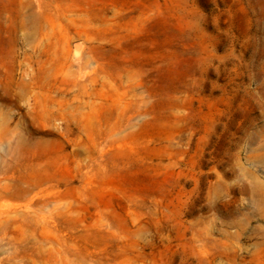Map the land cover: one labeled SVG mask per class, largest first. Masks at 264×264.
I'll list each match as a JSON object with an SVG mask.
<instances>
[{"label": "rangeland", "instance_id": "obj_1", "mask_svg": "<svg viewBox=\"0 0 264 264\" xmlns=\"http://www.w3.org/2000/svg\"><path fill=\"white\" fill-rule=\"evenodd\" d=\"M0 264H264V0H0Z\"/></svg>", "mask_w": 264, "mask_h": 264}]
</instances>
